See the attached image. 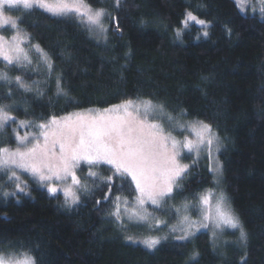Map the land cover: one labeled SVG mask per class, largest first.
<instances>
[{
    "label": "trees",
    "instance_id": "16d2710c",
    "mask_svg": "<svg viewBox=\"0 0 264 264\" xmlns=\"http://www.w3.org/2000/svg\"><path fill=\"white\" fill-rule=\"evenodd\" d=\"M85 2L108 13L106 39L75 17L12 11L30 42L47 53L52 71L0 62L12 81L11 99L0 81V106L37 123L128 99L151 100L174 118L209 124L219 141L222 188L247 242L213 244L206 231L187 241L167 238L153 251L127 242L125 235L141 233V227L118 228L109 212L116 195L134 200L133 183L114 179L105 200L110 166L94 167L97 175L89 177L81 164L77 176L89 190L79 192L73 207L33 183L27 195L4 196L13 185L0 171V254L27 252L36 264H264V19L249 8L241 13L234 0H121L119 8L115 0ZM189 11L208 23V37L195 23L183 28ZM16 75L29 91L15 86ZM13 145L11 127L0 129V147ZM209 169L205 158L194 162L159 214L168 218L170 208L187 202L195 215L199 193L214 183Z\"/></svg>",
    "mask_w": 264,
    "mask_h": 264
},
{
    "label": "snow or ice",
    "instance_id": "6c2138e0",
    "mask_svg": "<svg viewBox=\"0 0 264 264\" xmlns=\"http://www.w3.org/2000/svg\"><path fill=\"white\" fill-rule=\"evenodd\" d=\"M234 4L241 13H245L246 9L251 6L253 13L258 11L264 19V0H255V3L252 0H234ZM120 5L121 0H115V7L119 8ZM256 5L259 7L257 8ZM11 9L28 11L42 9L52 16L75 17L80 23H86L90 31L93 28L98 29L101 35L108 31L102 22V18L108 15L106 10L104 8L93 10L85 0H0V30L9 28L14 30L10 39L0 34V60L10 66H23L25 62L32 63L28 51L22 47L25 43L30 44V38L26 33L21 34L19 28L21 21L5 14ZM190 23L200 25L203 36L208 37V23L204 19H199L191 11L187 12L181 21L184 29L189 28ZM116 30L119 33L118 21ZM181 35L182 29L178 28L177 38L179 39ZM104 38L106 39V36ZM199 38L197 36V39ZM30 48H34L41 54V58L51 72L52 64L47 53L38 44H30ZM0 81L8 85L7 99H11L12 81L7 72H0ZM14 83L16 87L24 91L30 90L29 85L20 75L15 76ZM59 85L60 80L57 78L58 92L62 91ZM157 107L162 110L163 106L154 105L151 100L128 99L104 110V113L115 115L75 113L63 118V122L53 118L48 123H40L37 126L40 130L39 134L31 140L27 134L20 136L13 129L18 142L15 150L0 147V171L10 173L8 180L15 183L16 191L11 195L17 193L27 195V185L15 171L19 169L29 173L52 195L58 192V187L54 182L65 183L67 186L62 189L65 204L74 205L79 202L78 193L89 190L87 181L82 182L75 171L81 163L89 167V177H96L97 173L92 170L94 167L109 165L112 175L104 178L108 186V193L104 199H109L114 179L117 178L122 182L130 178L137 193L134 202H129L126 198L122 201L121 196L116 195L111 201L114 208L109 215L120 222L125 231L129 229L133 221H147L151 213L145 205H152L154 210L162 209L170 199H173L174 188L179 187V181L188 171L189 166L181 163V153L186 150L187 153L195 152L199 155L203 150L207 151L211 159L212 147L217 139L209 124L195 121L187 127L180 126L179 128L181 133L188 132L194 136V139L185 135L182 140H177L171 131L166 132L162 125L149 121V115ZM168 119L172 120L173 117L169 116ZM10 123H17L16 118L10 113V106L7 104L0 106V129L10 126ZM18 126L26 127L27 124L21 120ZM41 137H43L42 141ZM69 180L70 184H68ZM8 195V192L4 193V196ZM99 203L100 201H97V204ZM199 203L209 205V196H201ZM222 204L223 197L217 201L215 206V227L225 225L238 229L240 240L246 244L247 233L239 219L231 212L225 211ZM210 219L211 213L206 209L202 210L200 220L184 215L178 225L170 228V232L181 233L174 239L187 241L200 228H208ZM161 223L166 224L165 221H157V225ZM161 239V237L149 236L138 241L131 235H125L127 242L142 244L149 251L155 250L161 243ZM197 255L198 253H193L191 259L194 260ZM0 264H36V260L27 252L18 254L12 252L8 256L0 254Z\"/></svg>",
    "mask_w": 264,
    "mask_h": 264
},
{
    "label": "rangeland",
    "instance_id": "374dc122",
    "mask_svg": "<svg viewBox=\"0 0 264 264\" xmlns=\"http://www.w3.org/2000/svg\"><path fill=\"white\" fill-rule=\"evenodd\" d=\"M252 2L255 3V0H252ZM4 7H5V9H7L6 5ZM256 7L258 8L259 5H256ZM248 8H249L248 10H251V6H249ZM92 9L96 10L94 8H92ZM13 10H16V9L7 10L5 12V14L8 15V16H11L13 19H16V17L11 14ZM102 22L104 23V26L106 27L107 24L105 22V17L102 18ZM84 24L87 26V28H89V26L86 23H84ZM9 30H11V33L9 35H6L3 32H1L2 30H0V34L4 35L6 38L10 39L11 35L14 34V30H12L10 28H9ZM92 31L96 35H99L101 38L105 36V33L103 35L99 34V30L98 29L93 28ZM24 33L25 32L21 30V34H24ZM30 44L31 45H36V44L31 43V42H30ZM30 44L29 43H25L24 45H22V47H24L28 51V55H29V58L31 59L32 63L31 64H27L25 62V64L22 67H30V66L35 67L33 65L37 64V65L40 66L41 69H43L44 71L46 70L45 72H49L47 64L44 63L43 59L41 58V54L36 52V50L34 48H30ZM0 62L2 64H4L5 66L11 67L10 65H6V63L4 61H2V60H0ZM0 72H4V71L0 70ZM121 103H123V102H121ZM121 103H118V104H121ZM118 104H115V105H118ZM153 104L157 105V106H160L157 103H153ZM112 106H114V105H112ZM112 106H109L107 108H102L100 110L98 108L84 109V110H81L79 112L76 111V112L68 113L66 115H63V116H60V117H54V118H56L57 120L63 122V118L68 117V116H70L72 114H75V113H81V114H85V115L101 114V113H104L105 109H108V108H110ZM11 109H12V107L10 108V113H11V115H13V112H12ZM104 114L105 115H115V114H108V113H104ZM169 116L173 117V119L169 120L168 119ZM52 119L53 118L48 119L47 121H42V122H37L36 123V122L29 121V120L16 118L17 123H14V124L10 123L11 135H12V138H14V145L13 146H6V147L9 148L10 150H15V148L17 147L18 142H17L16 134L13 132V129H15L16 132L19 133L20 136H24V135L27 134L29 140H31L34 136L39 134L40 130H39V128L37 126L40 123H48ZM148 119H149L150 122H155V123H158V124L162 125L166 132L167 131H171L172 135L175 136L177 140H182L185 135H188L190 138L194 139V136H191V134L188 133V132L181 133L179 128H180V126L187 127L188 125H190L193 122H195V120L182 119V118H178V117L174 118V116L171 115L165 109H163V107H162V110L159 107H157V109L149 115ZM21 120L26 122V124H27L26 127H19L18 126V122L21 121ZM216 138H217V136H216ZM42 140H43V137H41V141ZM218 148H219V141H218V138H217L214 141V144H213V147H212V158L211 159H209V155H208L207 151H203V150L199 153V155H197L195 152L187 153L186 150L181 153V157H180L181 163L187 164L189 166L188 170H189V168L191 167V165L194 162L201 161L204 158L208 161V164H209L210 168L212 169L211 172L213 174V182H214L213 186L210 187V188H207L203 192L199 193L198 201H197V206H198L197 213L195 215L191 214L192 213V206H193L192 204L187 203V202L186 203H179L177 205H174L172 208H170L168 210V211H170L171 214L170 215L167 214V215L170 218H173L171 220V219H168L169 217L168 218L165 217L166 215L162 216L161 214H159V210L160 209L154 210L152 205L147 204V205H145V207L148 208V211L151 213V215L149 216L147 221H144V222H135V221H133L130 224V226L131 225L138 226V227H141V229H142L141 233H138V234L134 233V235H131V236L135 237V239L138 240V241L139 240H143V239H145V238H147L149 236L161 237L162 238L161 242L166 240V239H163V237H165V236L167 238H173L174 239V237L176 235H180L181 233H179V232H177V233L170 232V228L172 226L178 225L179 221L183 218L184 215H188L191 219L200 220L202 218V210L206 209L208 212L211 213V219L208 221V225L209 226H208V228H200L199 231H196L195 234H197L200 231H206V232H208L212 243L213 244H217V245L218 244L222 245L223 243H225L227 241H232V240H238L239 242L241 241L240 240V232H239L238 229H232L231 227H228V226H225V225H221V227H219V228L215 227V222H216V215H215L216 207L215 206H216L217 201H219L221 199V197H223V204H222L223 209L225 211L231 212L234 216H236L235 213L233 212V209H232V207H231V205L229 203L228 198L226 197V195H225V193L223 191L222 184H221V181H220L222 174H221V170H220L221 166H220V163L218 162V159H217V152H218L217 149ZM184 155H189L191 157V160H189V162L188 161L187 162L184 161L183 160V156ZM81 164H84V163L82 162ZM77 169L75 170L76 173H77ZM15 171H17V174L20 175L21 180L24 182V184L27 185V193H28V187H29V185L31 183H33V184H35V185H37L39 187L44 188L48 192L47 188L41 186V184L37 180L32 178L29 173L22 172L19 169H16ZM1 172H4V171H1ZM8 175H10V173H7V176ZM10 182L13 185V189L11 190V192H9V194L16 191L15 183H13L12 181H10ZM54 184H55V186L58 187V192H57L56 195L60 194L62 196V204L65 207H73L74 205L77 204V203L74 204V205H66L65 204V197H64L63 191H62V189L65 186H67L65 183L54 182ZM68 184H70V180L68 181ZM134 187H135V185H134ZM49 194L52 195L51 193H49ZM16 195L20 196V195H25V194L17 193ZM16 195H13V196H16ZM78 195H79V193H78ZM136 195H137V193H136ZM203 195H208L209 198H210V204L207 205V206L199 203L200 198ZM52 196H55V195H52ZM17 199H18V197H17ZM121 200L123 201L124 199L121 198ZM132 202H134V200ZM166 205H165V207H166ZM186 205H187V207H186ZM150 207H151V209H150ZM177 209H179V212H177ZM122 211H123V204H122ZM125 220H127V217H125ZM157 221H165L166 224L161 223V224L157 225ZM116 226L118 228H122L120 222H117ZM153 226H155V227H153ZM140 245H142V244H140ZM2 254L5 255V256L9 255V254H4V253H2Z\"/></svg>",
    "mask_w": 264,
    "mask_h": 264
}]
</instances>
